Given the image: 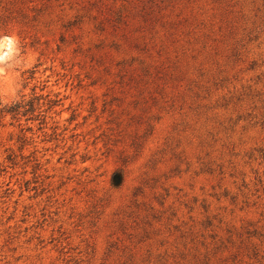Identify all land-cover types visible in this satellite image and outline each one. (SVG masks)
I'll return each instance as SVG.
<instances>
[{
    "label": "rangeland",
    "instance_id": "obj_1",
    "mask_svg": "<svg viewBox=\"0 0 264 264\" xmlns=\"http://www.w3.org/2000/svg\"><path fill=\"white\" fill-rule=\"evenodd\" d=\"M8 31L0 264H264V0H0Z\"/></svg>",
    "mask_w": 264,
    "mask_h": 264
},
{
    "label": "clouds",
    "instance_id": "obj_2",
    "mask_svg": "<svg viewBox=\"0 0 264 264\" xmlns=\"http://www.w3.org/2000/svg\"><path fill=\"white\" fill-rule=\"evenodd\" d=\"M32 57L22 53L15 31L0 32V103L11 106L20 101L22 84L18 71L31 63Z\"/></svg>",
    "mask_w": 264,
    "mask_h": 264
},
{
    "label": "trees",
    "instance_id": "obj_3",
    "mask_svg": "<svg viewBox=\"0 0 264 264\" xmlns=\"http://www.w3.org/2000/svg\"><path fill=\"white\" fill-rule=\"evenodd\" d=\"M10 111H12V110H10Z\"/></svg>",
    "mask_w": 264,
    "mask_h": 264
}]
</instances>
